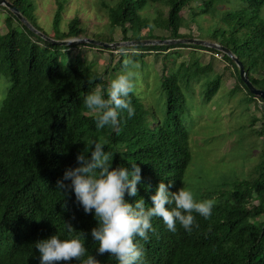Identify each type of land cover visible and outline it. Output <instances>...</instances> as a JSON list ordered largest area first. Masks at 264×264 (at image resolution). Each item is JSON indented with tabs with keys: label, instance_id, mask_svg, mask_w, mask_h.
<instances>
[{
	"label": "trees",
	"instance_id": "1",
	"mask_svg": "<svg viewBox=\"0 0 264 264\" xmlns=\"http://www.w3.org/2000/svg\"><path fill=\"white\" fill-rule=\"evenodd\" d=\"M7 1L39 31L29 20L32 0ZM148 1L166 5L165 13L155 10L150 24L165 30L167 36L150 33L146 38H183L179 32L183 24L181 9L192 0H118L114 7L105 9L109 27L120 29L122 41L141 39L139 30L136 36L133 33L127 36L126 32L129 28L146 26L148 19L141 17L140 11ZM199 1V13L213 5L212 0ZM243 1L246 7L219 16L224 26L215 27L209 40L228 48L241 62L250 83L264 90V21L258 18L264 0ZM54 2L51 38H78L82 32L75 18L68 22L66 31H58L63 1ZM0 8L7 14L3 21L6 31L0 36V74L8 82L0 101V264H40L35 243L54 234L61 239L70 235L79 237L86 248L85 256H96L101 264H118L112 256L96 254L98 243L91 236V229L97 227L94 212L85 214L71 189L62 194L56 182L66 169L79 166L77 155L84 153L90 157L92 146L88 141L95 140L109 154L113 168L121 166L131 171L133 163L140 167L138 193L136 197L126 193L128 203L143 198L145 206L151 207L150 196L155 194L161 181L172 185L171 192L180 188L191 157L187 132L179 119L184 104L178 85L181 76L188 77L189 82L202 73H210L213 78L208 81L207 99L220 83V76L210 72V65L200 66L197 58L192 57L187 64L172 62L168 49L181 47L219 53L229 60L235 80L231 91H243L248 102L260 103L258 137L262 140V149L254 177L235 181L229 187L220 184L206 194L205 200L210 199L208 194H217L211 215L205 219L193 212L196 223L191 231L177 223V231L173 233L161 218L153 217L155 231L148 233V240L135 239L143 250L142 264H264V98L246 88L231 59L216 49L187 43L115 48L89 43L58 46L28 29L6 7ZM94 39L113 41L112 36L105 39L94 36ZM81 47L110 53L127 48V59L139 65L144 54L163 53L159 75L165 93L167 122L155 119L148 122L139 98L130 93L127 99L135 109L132 118H128L126 110H118L116 127L98 129L97 113L86 108L84 98L97 86L103 87L107 98L108 66L103 70L93 68L83 58ZM69 52H72L71 61H62L61 56ZM118 64L124 65L121 56ZM255 121L258 120L252 117L251 127ZM64 183L70 184V181ZM252 195L256 196L257 204L247 208L245 199ZM65 223L75 231L69 234ZM67 264H79V261Z\"/></svg>",
	"mask_w": 264,
	"mask_h": 264
},
{
	"label": "rangeland",
	"instance_id": "2",
	"mask_svg": "<svg viewBox=\"0 0 264 264\" xmlns=\"http://www.w3.org/2000/svg\"><path fill=\"white\" fill-rule=\"evenodd\" d=\"M62 12L58 21V31L67 30L68 22L75 18L81 30L78 38L99 37L105 39L112 36L113 41H122L120 29L110 28L106 8L114 7L118 0H62ZM199 0H192L182 7L183 21L179 28L183 38H197L211 42L209 38L216 27L224 26L219 16L231 10H239L247 6L243 0H212L210 8L199 13ZM33 9L30 12V22L47 36H53L52 15L55 9L54 0H32ZM1 6V5H0ZM105 7V8H104ZM166 11V5L157 1H148V5L140 11L141 17L147 18L145 27L128 29L126 35L131 33L142 38L148 34L166 37L165 30L154 28L150 24L155 10ZM195 13V14H194ZM197 14V15H196ZM6 12L0 8V36L6 29L4 18ZM258 18L264 21V4L260 7ZM15 22L13 25L15 26ZM128 26V24L126 25ZM84 36V37H83ZM83 44V43H80ZM83 58L97 70L107 68L105 77L110 82L122 74L124 66H119V56L123 61L127 56L118 54L117 50L111 53L107 50L83 48ZM177 51V55L172 53ZM172 62L185 64L191 62L192 57L198 59L200 66L210 65V72L220 76L217 91L207 99L205 97L208 81L213 78L202 73L187 81L188 77L181 76L179 88L184 97L179 119L187 132L188 147L191 154L187 164L180 188L184 187L193 192L197 201L205 200L206 194L212 192L218 185L229 187L231 183L254 177L256 166L259 163V154L262 149V140L258 137L260 103L248 102L243 91H231L235 80L229 60L223 56H214L206 50H192L189 47L173 48L169 50ZM168 54V56H169ZM163 53L151 52L142 56L143 63L138 68H131L137 73L134 80V91L147 113V121L153 119L160 123L167 122L165 93L160 83L159 69ZM62 61H71L72 52L60 58ZM91 60V61H90ZM131 67V66H130ZM7 79L0 74V101L5 95ZM230 90V91H229ZM258 96L257 94H255ZM252 117L256 120L250 126ZM209 198L214 200L217 194L212 193ZM246 207L251 208L257 204L256 196L245 199ZM263 218L257 219L261 221Z\"/></svg>",
	"mask_w": 264,
	"mask_h": 264
},
{
	"label": "clouds",
	"instance_id": "3",
	"mask_svg": "<svg viewBox=\"0 0 264 264\" xmlns=\"http://www.w3.org/2000/svg\"><path fill=\"white\" fill-rule=\"evenodd\" d=\"M117 52L128 55L127 48H118ZM123 66L125 71L110 80L107 98L102 86H97L84 98L86 108L97 113L98 129L116 127L119 123L118 110H126L128 118L135 114L127 98L134 91L137 75L131 68H138L139 65L131 59H125ZM88 143L92 146L90 157L84 153L77 155L79 166L66 169L63 177L57 180L56 188L62 194L71 189L84 213L94 212L97 227L91 229V236L98 243L97 255L112 256L118 264H142L143 250L135 239L148 240V233L155 231L151 223L153 217L161 218L166 228L175 233L177 223L186 231H191L196 223L193 212L205 219L211 215L214 200L197 201L193 192L184 187L171 192L169 189L172 185L163 181L158 184L155 194L150 196L151 207L145 206L143 198L128 203L125 200L126 193L130 197L137 196V185L141 181L140 167L133 163L131 171L127 167L113 168L102 144L95 140H89ZM64 181H70V184ZM65 228L69 234L75 231L68 223H65ZM35 248L39 253L40 264H67L73 260L79 261V264H101L96 256H85L84 243L79 237L71 235L61 239L54 234L37 241Z\"/></svg>",
	"mask_w": 264,
	"mask_h": 264
},
{
	"label": "water",
	"instance_id": "4",
	"mask_svg": "<svg viewBox=\"0 0 264 264\" xmlns=\"http://www.w3.org/2000/svg\"><path fill=\"white\" fill-rule=\"evenodd\" d=\"M0 5L6 7L10 12L14 14V16L28 29L33 31L34 33L38 34L41 38L45 41L55 44L58 46H65L71 43H89L91 45L100 46L102 48H115L121 46H136V45H152V44H174V43H187V44H196V45H203L206 47H210L222 52L225 56L231 59L238 68V74L241 81L244 83L246 88L252 93L257 94L258 96L264 98V90L256 89L250 81L247 79L244 69L241 65V62L231 53V51L215 42H208L206 40L197 39V38H173V39H149V38H142V39H134V40H126V41H112V42H104L101 40H96L93 38H73V39H54L51 38L43 33H40L36 29H34L30 23L14 8V6L8 2L7 0H0Z\"/></svg>",
	"mask_w": 264,
	"mask_h": 264
},
{
	"label": "crops",
	"instance_id": "5",
	"mask_svg": "<svg viewBox=\"0 0 264 264\" xmlns=\"http://www.w3.org/2000/svg\"><path fill=\"white\" fill-rule=\"evenodd\" d=\"M170 49H173V48H170ZM170 49H168V54H169V50H170ZM151 52H152V51L148 52L147 54H149V53H151ZM147 54H146V56H147Z\"/></svg>",
	"mask_w": 264,
	"mask_h": 264
},
{
	"label": "built area",
	"instance_id": "6",
	"mask_svg": "<svg viewBox=\"0 0 264 264\" xmlns=\"http://www.w3.org/2000/svg\"><path fill=\"white\" fill-rule=\"evenodd\" d=\"M213 55H214V56H220V54H218V53H214Z\"/></svg>",
	"mask_w": 264,
	"mask_h": 264
}]
</instances>
